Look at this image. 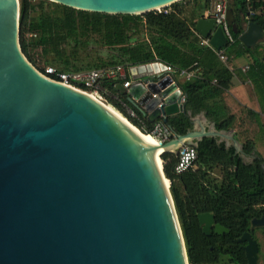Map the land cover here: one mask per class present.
<instances>
[{
	"label": "water",
	"instance_id": "1",
	"mask_svg": "<svg viewBox=\"0 0 264 264\" xmlns=\"http://www.w3.org/2000/svg\"><path fill=\"white\" fill-rule=\"evenodd\" d=\"M46 1L82 12L142 15L182 0ZM18 19L19 0H0V264H188L170 182L165 188L163 167L151 153L156 148L144 146L96 96L42 76L22 54ZM228 22L234 32L229 10ZM241 25L246 49L264 42L257 22ZM194 32L215 51L226 46L212 18H200ZM137 72L128 89H115L149 123L166 124L184 113L182 91L169 76ZM191 121V131L159 146L196 148L218 137L217 143L226 138L227 148L244 155L232 130L219 132L212 124L207 133L198 118ZM197 218L208 236L214 216ZM214 227L217 235L228 232ZM260 227L264 217L251 221L250 232ZM237 241L247 244V264H257L251 234Z\"/></svg>",
	"mask_w": 264,
	"mask_h": 264
},
{
	"label": "trees",
	"instance_id": "2",
	"mask_svg": "<svg viewBox=\"0 0 264 264\" xmlns=\"http://www.w3.org/2000/svg\"><path fill=\"white\" fill-rule=\"evenodd\" d=\"M211 0H182L160 12L142 15H107L73 10L46 0H19L20 48L33 64L29 46L41 50L42 56L65 72H79L121 66L124 69L146 65L154 61L168 64L177 70L195 65L197 78L179 85L185 103L184 113L168 118L166 125L173 135L183 136L193 129L191 119L203 114L216 131L229 132L235 117L224 103L223 95L231 87L233 74L228 68L232 59L249 60L247 77L257 94L264 114V44L246 49L239 41L245 21L257 22L264 31V0H233L235 43L224 49L227 65L216 54L201 44L194 32L196 22L209 10ZM189 9V10H188ZM229 9V6H228ZM199 12V13H198ZM32 13L35 14L32 16ZM147 35L140 40V31ZM26 35H31L29 40ZM70 48V52L66 51ZM263 49L262 54L259 52ZM105 50L107 60L80 64V52ZM46 61V62H47ZM78 61V62H77ZM45 62V66L48 63ZM77 64H80L79 66ZM42 68H37L41 71ZM124 81L104 80L97 98L113 108L141 133L151 135L155 123H149L115 86ZM136 118H131L126 108ZM196 169L176 173L178 158L173 153L161 156L163 173L170 182V193L180 223L189 264H247L244 251L237 239L249 231L250 220L264 215L263 158L250 140L242 143V151L252 156V164H244L233 147L204 138L195 148ZM218 168L219 182L209 178ZM212 213L228 235L204 236L198 225L197 214ZM242 214V216H240Z\"/></svg>",
	"mask_w": 264,
	"mask_h": 264
},
{
	"label": "built area",
	"instance_id": "3",
	"mask_svg": "<svg viewBox=\"0 0 264 264\" xmlns=\"http://www.w3.org/2000/svg\"><path fill=\"white\" fill-rule=\"evenodd\" d=\"M242 1H245L246 3L249 2V0ZM204 18H212L215 22V28H220L222 30L226 39L225 48L234 45L235 39L233 37L232 28L228 22V0H211L210 8L205 14ZM199 39L201 40V44L203 46L209 48L216 54L220 62H222L223 64L227 63V57L224 52L225 48L220 51H215L209 45L208 40H204L200 37ZM194 67L195 65L187 70H177L168 64L162 63L160 61H154L146 65L128 67L127 69H124L121 66H115L97 70L65 72L59 70L57 67L48 65L45 66L41 71H38L42 74V76L53 82L97 97L98 91L101 90L100 84L104 80L124 81L122 85L125 89H128L132 84L130 78L131 72L133 71L138 73V70L151 72L152 77H156L159 75L169 76L172 79L173 83L176 84V86L179 88L177 79L190 81L198 77L199 70ZM248 68L249 66L242 68V72L246 73L248 71ZM184 103L185 97L182 93L181 97L179 98V104L183 105ZM122 105L126 108V111L131 118H136L131 109L127 108L124 104ZM150 136H152L159 144L162 145L169 143L174 138L169 127L162 122V119L155 122ZM172 153L175 154L178 158L176 166L177 174L194 168V164L197 158L195 148L186 145H180Z\"/></svg>",
	"mask_w": 264,
	"mask_h": 264
},
{
	"label": "crops",
	"instance_id": "4",
	"mask_svg": "<svg viewBox=\"0 0 264 264\" xmlns=\"http://www.w3.org/2000/svg\"><path fill=\"white\" fill-rule=\"evenodd\" d=\"M229 13L231 16V20H234V13L236 12V8L233 6V0H228ZM208 12L205 11L203 13V17ZM240 14V12H239ZM264 44V42H263ZM261 44V45H263ZM263 49H260L259 52L262 54ZM264 57V55H263ZM262 57V58H263ZM241 59H235L237 61V65L235 63L227 65L229 70L233 74V79L231 81L230 89L224 93L223 100L231 115H233L236 119L234 128L232 130L233 135L236 134L239 127L237 124L241 120L244 122V136H249L247 140H250L254 143L255 151L263 158L264 155L261 154L255 141L257 137H264V114L261 112L259 100L255 89L251 83V81L247 77V72L243 73L242 68L249 66L250 59L244 60L243 63L239 61ZM131 82V81H130ZM178 84L186 82L184 79H177ZM132 85V84H131ZM203 115V114H201ZM197 117L193 118L196 119ZM248 121V122H247ZM242 122V121H241ZM249 131V133L247 132ZM234 137V136H233ZM242 145V143H241Z\"/></svg>",
	"mask_w": 264,
	"mask_h": 264
},
{
	"label": "rangeland",
	"instance_id": "5",
	"mask_svg": "<svg viewBox=\"0 0 264 264\" xmlns=\"http://www.w3.org/2000/svg\"><path fill=\"white\" fill-rule=\"evenodd\" d=\"M160 11H158V12H160ZM34 15L35 14L32 13V16H34ZM18 23H19V19H18ZM146 35H147L146 31H144V30L141 29L140 34L137 36V38L140 39V40H142V39H144L146 37ZM25 38L29 40L30 38H32V36L31 35H26ZM261 44H263V43H261ZM66 51L67 52H70V48H66ZM28 52H29V55L32 58V61L35 64V67L28 60L27 61L36 70H38L37 68H42L43 66H45V62L47 60H46V58H44L42 56V53H41V50L40 49L32 48V47L29 46ZM107 57H108V54H107V52L105 50H96V51H89V52H86V53L85 52H80L77 55V60L82 62L80 64H86V63H90V62H102V61H106L107 60ZM239 61H241L243 63L244 60L241 59ZM46 63H48V65H50V66L58 67V68L61 69V67L59 65L52 64L51 61H49V62L47 61ZM234 63H235V66H236L237 65V61H235V59H232L231 61H229L228 64L230 66V65H232ZM80 64H77V65L79 66ZM197 118L200 121V125L203 128H205V132L208 133L211 130L212 123L209 122V121H207V120H204L203 121V119L201 118L200 115H198ZM241 121L239 122V124H237V126L239 127V129L236 132V134L233 135V132H232V135L234 136V140L237 141L238 144L244 143L246 141V139L249 137V136H246V137L244 136V134H245V131H244V122H243V120H241ZM197 130H199V128H197ZM247 132L249 133L248 130H247ZM215 139H219V138L218 137H215ZM255 139H256L255 144L257 145V147H258L259 151L261 152V154L264 155V137H257ZM222 141L224 143L230 142L226 138H222ZM209 176H210L209 178H211L212 180H217L218 182L221 179V176H220V174L218 173L217 170H215ZM179 225H180V223H179ZM254 236H255V239H256V241L258 242V245H259V260H258V263L257 264H264V227L263 228H259V229L258 228L255 229ZM188 264H189V262H188Z\"/></svg>",
	"mask_w": 264,
	"mask_h": 264
},
{
	"label": "bare ground",
	"instance_id": "6",
	"mask_svg": "<svg viewBox=\"0 0 264 264\" xmlns=\"http://www.w3.org/2000/svg\"><path fill=\"white\" fill-rule=\"evenodd\" d=\"M156 10H160V8H157ZM124 120L126 121L129 129L131 130L133 136H137L139 137L143 143L145 144L144 146L148 147H152V148H156L154 152H150L154 155L153 158L155 160V164H157L158 168H161L162 166V162L159 158L160 154H162L165 150H173L175 147V145H171V146H167V147H160L159 143L150 135L148 134H143L141 132H139L138 130H136V128H134L125 118ZM165 184V188H169V182L168 180L164 181Z\"/></svg>",
	"mask_w": 264,
	"mask_h": 264
},
{
	"label": "flooded vegetation",
	"instance_id": "7",
	"mask_svg": "<svg viewBox=\"0 0 264 264\" xmlns=\"http://www.w3.org/2000/svg\"><path fill=\"white\" fill-rule=\"evenodd\" d=\"M252 13L251 12H248L246 15H245V17L241 14V12H240V21H242V20H244L246 17H247V15H251ZM240 158L242 159V161L244 162V164H252V162H253V157L250 155V156H246V155H241L240 156ZM193 169H196V167H195V165H194V168ZM215 170H217L218 171V173L220 174V172H219V170H218V168H216V169H214V171ZM213 171V172H214ZM212 172V173H213ZM211 173V174H212ZM217 181V180H216ZM220 181V180H219ZM218 182V181H217ZM203 214H212V213H201V214H197V216L198 215H203ZM213 216H214V214H212ZM240 216H242V214H240ZM262 217H264V215L263 216H261L260 218H262ZM260 218H253V219H260ZM252 219V220H253ZM252 220H250V223H251V221ZM197 221H198V218H197ZM214 225L210 228V231H209V235L208 236H206V235H204L203 234V232H202V228H203V226H201L200 224H199V221H198V225H199V227H200V229H201V232H202V234L204 235V236H206L207 238H209V239H212V238H214V236H218V237H222V236H224V235H228L230 232H229V230L228 229H226V228H224L223 226H221L219 223H217L216 222V220H215V216H214ZM215 225H220L221 227H223L224 229H226L228 232L227 233H223L222 235H217L215 232H214V229H215ZM260 228H263V227H260ZM257 229V228H256ZM259 229V228H258ZM250 234H251V237H252V239L253 240H255L256 241V239H255V236H254V232H255V230L253 231V232H250V228H249V231H248ZM248 232H245V233H248ZM244 233V234H245ZM244 234H242V236L244 235ZM241 236V237H242ZM240 237V238H241ZM240 238H238V239H240ZM237 239V240H238ZM257 242V241H256ZM237 243L238 244H240L241 245V247H242V249L247 245L246 243H239L238 241H237ZM257 244H258V242H257ZM244 251V250H243ZM244 254H245V252H244ZM258 254H259V245H258ZM246 259V258H245ZM247 262V261H246Z\"/></svg>",
	"mask_w": 264,
	"mask_h": 264
}]
</instances>
